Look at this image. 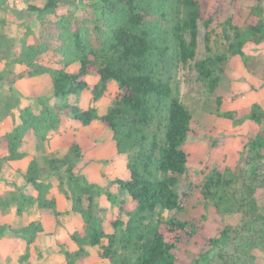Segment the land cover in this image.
<instances>
[{"label":"trees","instance_id":"16d2710c","mask_svg":"<svg viewBox=\"0 0 264 264\" xmlns=\"http://www.w3.org/2000/svg\"><path fill=\"white\" fill-rule=\"evenodd\" d=\"M248 1L255 4L245 22L236 26L229 21L221 41L213 44L212 20L205 18L202 0H45L44 7L29 5L26 10H14L6 0H0V9L20 19L36 15L40 23L37 40L29 43L24 38L20 54L14 51L13 40L0 32V65L5 66L0 84H8L12 93V86L20 80L49 75L59 100L51 104L40 98L39 113L31 106L21 108V101L12 100V96L0 104V122L14 109L20 116V124L0 137V150L8 153L0 158V174L3 164L24 157L20 150L28 132L44 146L48 135L59 129L62 116L84 126L96 120L106 126L118 154L126 156L130 174V179L112 182L118 194L105 193L111 205L119 208L111 222L112 234H107L95 215L100 188L81 170L76 171L82 158L77 143L70 145L63 158L46 159V167L34 158L25 179L36 197L10 192L7 197L0 196V209L7 211L16 205L21 216L24 205L29 204L42 215H62L51 192V177H58L60 185L67 183L64 194L72 202L73 213L84 223L83 230L71 236L78 249L73 254L66 252L67 264H75L88 255L87 248L95 247H101V256L110 264H260L255 252L264 249V196L259 194L264 190V130L249 140L245 159L242 157L236 171L214 169L201 189L206 210L212 207L222 217L241 214V227L224 225L217 235L206 237L193 220L163 217L165 211L185 210L188 195H180L179 185L190 166L187 142L197 122L195 114L174 95L163 70L170 57L184 65L195 61L199 80L210 94L218 91L221 75L238 58L250 71L264 75L262 62L246 53L248 47L264 43V0ZM77 4L88 5L95 15L92 31L87 21L74 13L58 22L50 20L60 7ZM202 22L207 30L206 55L196 61ZM54 44L62 62L57 67L41 64L40 57L52 51ZM18 66L25 70L17 72ZM74 66L79 67L77 72L69 73L67 70ZM87 77L99 79L92 90L94 102L104 97L111 82L118 86L117 99L104 115L94 106L83 110L77 104L89 88ZM216 104L217 115L235 125L264 122L259 103L240 111H222L218 96ZM215 145L212 143L211 148ZM240 177L243 185L238 195L234 186ZM8 231L30 246L44 228L40 222L21 230L4 226L0 227V237ZM191 246L197 251L190 253ZM183 254L189 257L186 263H181Z\"/></svg>","mask_w":264,"mask_h":264},{"label":"rangeland","instance_id":"374dc122","mask_svg":"<svg viewBox=\"0 0 264 264\" xmlns=\"http://www.w3.org/2000/svg\"><path fill=\"white\" fill-rule=\"evenodd\" d=\"M6 2L14 10H26L29 5L45 6V0H6ZM202 2L205 3V18L212 20L213 44L221 41L222 32L227 28L229 21H232L236 26H241L247 19L251 7L255 4L248 0H202ZM70 13H74L80 20H86L90 30H93L96 24V17L86 4H77L76 7H60L49 18L51 21L58 22L63 16ZM206 31L203 22L200 23L196 61L203 59L206 55L204 43ZM0 32L8 35L13 40V49L20 54L24 38H27L29 43H34L37 40L40 32V23L36 15L25 16L20 19L13 12H6L0 9ZM57 50L58 46L54 44L52 51L40 57V63L50 67H57L62 62ZM246 53L250 56H255L264 65V43L259 46L248 47ZM194 64L195 61L184 65L170 57V64L163 70L164 78L170 82L174 95L178 96L195 114L197 120L194 124L193 133L187 142L190 166L181 178L179 185L180 195L182 196L185 193L188 195L185 210L180 213L165 211L163 217L165 219L177 217L181 220H193L197 227L202 229V234L206 237H212L217 235L224 225L241 227L244 219L241 214L222 217L212 207L206 210L205 200L201 193L204 179L214 169L222 172L228 170L236 171L243 154L246 152L249 140L264 130V122L257 124L247 121L241 125H235L230 120L220 118L217 115L219 109L216 104V97L222 98V107L220 108L222 111H240L254 103H259L264 110V75H258L256 71V73L250 71L238 58L234 65L227 67L226 72L221 75L218 91L215 94H210L200 82ZM4 67V64L0 65V73ZM71 68L70 72H74L79 67L74 66ZM24 70V66L17 67V72ZM261 72L259 71V73ZM88 80L93 86L96 84L95 82H99L97 77H89ZM26 81L23 82L22 80L23 84H17L20 89H17L16 86V88L13 87L12 93H10L8 84H0V104L3 105V101L9 96L14 98L12 100H15V98L21 100L23 98L24 101L29 100L30 106L36 113H39L42 108L39 100L41 97L31 95L32 91ZM46 89L47 87L44 88L45 91L43 90V92H46ZM89 92L91 94L90 90ZM118 94L117 84L111 82L108 91L101 99V108L107 112L117 99ZM11 114L12 112H10ZM10 115L9 117L11 118L7 121V124L0 123V137L5 135L4 132L6 131L7 133L10 129L11 124L8 126V123L14 122V125H16L15 114ZM38 142V147H35L33 139H27L23 143L22 149L26 152L31 151L34 158L38 160L39 165L46 167V159L57 156L46 155L44 147L40 145L39 140ZM212 143H216V145L211 148ZM6 156H8L7 153L0 150V158ZM243 158L245 159V156ZM110 163V161H102L99 164L100 166H107ZM1 168L0 196L7 197L10 192H19L30 196L36 195L33 186L26 182L25 174L27 171L17 170L10 163L3 164ZM76 171L78 172L80 169L76 168ZM110 176L104 175V172H102L101 178L93 180L100 188V193L96 194L94 203L95 215L107 234L114 232L111 222L116 218L119 208L111 205L105 193L109 191L118 194L119 190L112 182L116 179H122V176L118 177L112 174ZM127 179H130V177ZM50 181L53 189H60L62 194L67 191V183L63 182L60 185L61 181L58 177H51ZM242 181L243 179L240 177L238 183L234 186L238 195L241 193ZM235 191L233 192L235 193ZM259 194L264 196V190H260ZM85 204L87 205V203ZM23 208L21 216L17 213L16 205H13L7 211L0 209V227L7 226L14 230H21L33 222H40L36 206L25 204ZM61 213L62 215L58 217L52 216L51 218L46 216L45 222L48 229L46 231L44 229L42 233H39L30 246H28L24 238L19 235H13L10 231L5 236L0 237V264H59L57 255L66 258V252L75 253L76 251L70 252L65 245H62V242H68L74 233L80 232L77 229L79 227L83 228V219L79 214L73 212L64 211ZM124 220L125 222L128 221L127 218ZM60 243L61 248H57ZM189 250L190 253L197 251L196 247L192 246ZM87 251L88 255L80 258L75 264H110L108 260L101 256V247L87 248ZM255 253L259 257V263L264 264V249L261 248ZM26 256H28L27 259ZM181 260V263H186L189 260L188 255H181Z\"/></svg>","mask_w":264,"mask_h":264},{"label":"crops","instance_id":"0c3cea01","mask_svg":"<svg viewBox=\"0 0 264 264\" xmlns=\"http://www.w3.org/2000/svg\"><path fill=\"white\" fill-rule=\"evenodd\" d=\"M71 69L72 68L68 69L67 71L69 73H76L78 70L77 68V70H75L74 72H70ZM88 79L89 77L86 78V81L89 84V88L82 93V95L78 99L77 104L83 110H88L90 107L94 106L97 109L99 115H104L107 112L106 110L104 111L101 108L102 105L101 99L98 102H94L92 100V90L93 87L98 83V81L96 80L97 82H95L96 84H94L93 86L90 84ZM24 81H26V83L29 85L30 90L32 91L31 94L32 96L38 95L41 98H46L50 101L51 104L58 103L59 100H57L54 96V88L52 85V80L49 75H42L32 79H23V82ZM23 82L22 80L18 81L17 83H15V85L12 86V88L13 87L16 88L18 86L17 84L20 83L21 85L23 84ZM45 87H47L46 92H43ZM18 88L19 87H17V89ZM89 90L91 91V94ZM73 100L76 103V100L75 99ZM20 101H21V106H20L21 108L30 106L29 100H25L26 101L25 102L24 99L22 98ZM12 114L13 115L15 114L14 120L16 121V125L20 124V116L18 109H14L12 111ZM12 114L10 116H12ZM10 118L11 117L8 116L0 123L7 124V121H9ZM16 125H14V122L8 123L10 129L7 131V133L11 132L14 129V126ZM4 134H6V131L4 132ZM27 139H33L35 147H38L39 142L33 132L27 133L24 142ZM72 143L79 144L81 148L82 158L80 159L77 168L81 170L82 174H84L91 183L95 184V181L93 180L96 178L97 179L101 178L102 172H104V175H108V176H110L111 174L118 177L122 176L121 178L124 180H127V178L130 177L127 168L126 156L118 154L116 144L113 141V135L111 131L106 126H104L100 121L96 120L92 122V124L88 126H84L79 121L73 120L68 116H62V121L59 129L57 131L51 132L48 135V140L46 141L45 145L42 147H44L46 155L50 154L63 158L68 154L70 145ZM20 152L24 154V157L19 160L10 161L8 162V164L10 163L17 170L26 172L28 170L31 161L34 159V155L31 153V151L26 152L22 148ZM102 161H110L111 163L110 165L107 166H100L99 163H101ZM51 192L56 199L58 210L60 212H64V211H68L71 213L73 212L72 202L64 194L61 193L60 189L55 188L52 189ZM36 195L34 197H36ZM46 216L52 218V216L49 214L42 215L38 212V220H40V223L42 224L45 231L46 229H48L47 224L45 222ZM82 230L83 228L81 227L77 229V231H82ZM62 245H65L70 252L77 251L78 249L77 245L71 239L68 242H62ZM57 248H61V243L59 246H57ZM57 257L59 260V264H67V259L64 256L62 257L57 255Z\"/></svg>","mask_w":264,"mask_h":264}]
</instances>
